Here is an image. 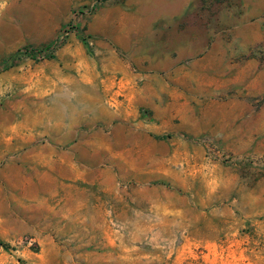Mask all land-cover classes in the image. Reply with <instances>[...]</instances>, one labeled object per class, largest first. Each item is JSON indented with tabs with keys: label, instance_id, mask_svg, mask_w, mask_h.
Listing matches in <instances>:
<instances>
[{
	"label": "rangeland",
	"instance_id": "obj_1",
	"mask_svg": "<svg viewBox=\"0 0 264 264\" xmlns=\"http://www.w3.org/2000/svg\"><path fill=\"white\" fill-rule=\"evenodd\" d=\"M128 2L0 0V264H264V0Z\"/></svg>",
	"mask_w": 264,
	"mask_h": 264
},
{
	"label": "crops",
	"instance_id": "obj_2",
	"mask_svg": "<svg viewBox=\"0 0 264 264\" xmlns=\"http://www.w3.org/2000/svg\"><path fill=\"white\" fill-rule=\"evenodd\" d=\"M193 1L194 0H167V5L169 7L167 18L169 19L170 25L168 26V30L161 31V34H163V36L165 37V45H167L169 49H173L172 51H177L179 53L183 52V50H180V48L187 45L185 40L188 39L190 35L187 34L185 28H181L179 18L181 12L184 10V7L189 4H193ZM129 2L132 3L134 2V0H129ZM138 4V6L141 5L140 3ZM145 18L147 17L144 15H140L137 17V19L139 20H143ZM195 35V33H192V37H195ZM129 59L133 60L135 58L131 56L129 57ZM141 59L142 57H138L135 60L141 61ZM145 60L146 57L143 61ZM128 62L129 61L121 63L120 61V69L125 70L128 67ZM148 68H153V65H149ZM100 88L103 90L105 101L115 104V106L108 104L106 107L107 109L105 110L106 113H103V115H97L98 118H105L102 122L103 126L120 129V131L125 134H129L133 130H137L139 127L142 129V133L145 134L146 130L148 128H151V118L149 120H147L146 118L142 119L139 111L135 107L136 104H139L137 100H140L142 98L138 97L135 99V103L133 102L132 97L135 94H138V89L135 88V84L133 81H130L129 79L122 80V78L118 81L104 80ZM121 95L125 96L128 102H124L125 99L121 100ZM52 161H54L55 163H65L67 166L71 167L70 171L73 173V175H75L76 177L79 176V169L76 168L79 160L72 157H60L55 158Z\"/></svg>",
	"mask_w": 264,
	"mask_h": 264
},
{
	"label": "trees",
	"instance_id": "obj_3",
	"mask_svg": "<svg viewBox=\"0 0 264 264\" xmlns=\"http://www.w3.org/2000/svg\"><path fill=\"white\" fill-rule=\"evenodd\" d=\"M54 47H55L54 44H50L46 48H47V50H53ZM18 54H27V55H29V56H31L33 58H36L37 50L30 49V48H22V49H19L17 51L16 55H18ZM50 56L53 57L54 54L52 53Z\"/></svg>",
	"mask_w": 264,
	"mask_h": 264
},
{
	"label": "built area",
	"instance_id": "obj_4",
	"mask_svg": "<svg viewBox=\"0 0 264 264\" xmlns=\"http://www.w3.org/2000/svg\"><path fill=\"white\" fill-rule=\"evenodd\" d=\"M143 114H145V116L148 115L147 109H143Z\"/></svg>",
	"mask_w": 264,
	"mask_h": 264
}]
</instances>
